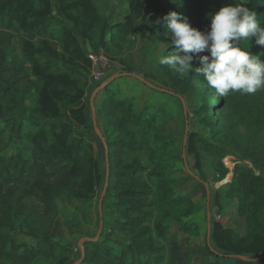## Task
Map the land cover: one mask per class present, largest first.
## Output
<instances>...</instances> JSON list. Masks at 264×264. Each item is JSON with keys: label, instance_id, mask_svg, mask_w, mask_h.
<instances>
[{"label": "trees", "instance_id": "trees-1", "mask_svg": "<svg viewBox=\"0 0 264 264\" xmlns=\"http://www.w3.org/2000/svg\"><path fill=\"white\" fill-rule=\"evenodd\" d=\"M234 1L183 0L182 7H178L171 0H155V13L162 18L149 16L154 23L153 33L156 30L157 39L166 40L170 51H174L175 46L165 35L164 17L169 11L192 18L194 14L202 16L218 11ZM87 2L90 0L82 2L87 12L84 13L90 15ZM88 19V25H94L92 16ZM53 21L60 25L64 20H56L51 0H0V254L17 264H31L39 258H57L59 264H74L81 258L78 264H162L168 255L166 243L170 242L166 231L172 224L178 226V233L191 239L199 236L198 224L186 219L196 202L188 194L176 193L172 187L174 181L169 179L172 172L166 167L170 154L165 153L172 142L162 138L160 143H149L156 129V114H135L132 105L118 98L109 86L104 88L98 109L107 128V135L103 133L109 166L105 194L110 197L114 211L112 220L105 223L107 228L104 224L96 241L83 242V256L78 245L76 252L72 248L61 249L48 236L34 231L24 233L35 239L33 244L21 242L13 235L10 214L15 211L14 201L22 204L27 201L26 219L33 220L50 214L60 216L58 203L65 195L82 211L81 218L77 213L67 214L68 222L72 226L81 225L93 216L94 200L106 182V159L102 174L92 140L79 135V127L89 122L80 98L83 88L79 82L83 75L72 67H52L50 57L60 53L46 39H37L35 35L38 30L49 34L48 24ZM14 36L20 39V50L13 43ZM58 37L66 42L65 48L70 47V29L66 27L64 36L62 31ZM251 45L257 46L254 37L242 44L246 48ZM62 56L65 57L63 53ZM194 77V73L177 74L173 80L189 83ZM198 80L206 83L201 76ZM29 96L35 103V113L22 118L16 129L12 114L20 100ZM238 100L244 107L243 117L250 118L255 113L254 123L264 127V90L239 93ZM213 108L206 106L205 117ZM38 115L44 119L39 120ZM140 127L144 128L143 134L136 139L132 128ZM158 151L163 152L157 154ZM190 151L189 138L185 153ZM253 167L239 165L237 182L247 202V221L260 220L262 228L248 241L241 238L234 242L226 235L227 230L218 231L216 226L211 237L219 249L226 251L223 253L248 257L264 254V155L253 162ZM103 202L104 197L102 211ZM157 203L168 206L154 215ZM208 252L217 258L224 257L209 248ZM256 263L263 264L264 259Z\"/></svg>", "mask_w": 264, "mask_h": 264}, {"label": "rangeland", "instance_id": "rangeland-1", "mask_svg": "<svg viewBox=\"0 0 264 264\" xmlns=\"http://www.w3.org/2000/svg\"><path fill=\"white\" fill-rule=\"evenodd\" d=\"M154 1L90 0L87 3L92 13L89 11L91 14L86 15L83 0H51L56 20L64 21L60 22V25L54 21L49 23V34L38 30L35 35L37 39H46L60 53L50 57L52 67H72L83 75V79L79 82L80 87L83 88L80 98L85 105L89 122L86 126L79 127V135L92 140L102 174L105 168V148L92 124L89 104L92 91L117 72L133 71L144 75L153 84L175 93L171 95L154 90L133 77H120L107 85L118 98L132 105L135 114H156L154 120L156 129L150 135L149 143L152 144L153 141L160 143L162 138L172 142L169 148L165 149V153L170 154L166 167L172 172L169 178L170 181H174L172 187L176 193L188 194L196 202L193 211L186 219H192L198 224L199 236L191 239L185 234L182 237H178L177 234L176 236L171 233L174 229L166 231L170 242L166 243L168 255L162 264L234 262L236 259L232 257L217 258L208 252L207 191L203 183L190 176L185 170L182 148L187 146L190 138L192 151L185 153L186 161L195 174L202 176L209 183L210 241L216 250L226 252L219 249L211 237L216 226L218 231L227 230L226 235L234 242L241 238L248 241L257 230L262 228L260 220L247 221L249 210L241 186L237 182L239 174L237 167L244 164L254 169L253 162L264 155V127L260 128L254 123L255 113H251L250 118L243 117L244 107L238 100L239 92L220 97L209 89L206 83L197 81L200 76L195 75L189 83H180L173 80L179 73L167 65H159L161 56L170 55L175 50L170 51L166 40L157 39L156 30L153 33L154 23L150 21L149 16L155 14L156 18H162L155 13ZM245 7L255 12L260 22L264 24V0H249ZM90 16L94 22L92 26L88 25ZM189 20L193 27L202 31L209 29L210 20L207 14L202 16L194 14ZM66 27L71 31L69 48H65L66 42H61V38L58 37L62 31L64 36ZM13 43L20 50L21 42L18 36L13 37ZM248 47L252 54L261 55L264 59V46ZM200 55H210V53L205 49ZM193 66L199 65L193 62ZM105 90L103 88L97 93L94 106L97 124L102 134L107 135L106 125L98 111ZM206 106L214 107L209 109L207 114L210 124L205 117ZM34 107L32 96L20 100L18 108L12 114L16 129L22 118L35 113ZM37 117L39 120L44 119L41 115ZM186 126H188L187 142L184 145ZM143 129L132 128L136 139L142 137ZM212 144L213 147H209ZM162 152L158 151L157 154ZM217 162H220L222 167ZM103 187L94 200L93 216L83 221L81 225L75 226L68 222L69 217L66 215L77 213L81 218V207L65 195L58 203L60 216L50 214L33 220L26 219L29 209L24 204L28 202L22 204L14 201L15 211L10 214L14 225L13 235L21 242L33 244L35 239L24 233L34 231L48 236L56 247L72 248L76 252L78 240L83 236L93 237L98 230L97 206ZM166 205L168 206L166 203H157L153 207L154 215L164 212L167 209ZM102 212L104 226L114 217L111 199L107 194H104ZM175 226L178 228L175 224L170 227ZM105 228H107L106 224ZM17 263L0 254V264ZM246 263L254 264L248 261ZM31 264H59V262L57 258L50 260L39 258Z\"/></svg>", "mask_w": 264, "mask_h": 264}, {"label": "clouds", "instance_id": "clouds-1", "mask_svg": "<svg viewBox=\"0 0 264 264\" xmlns=\"http://www.w3.org/2000/svg\"><path fill=\"white\" fill-rule=\"evenodd\" d=\"M182 7L183 0H171ZM249 0H235L209 13V29L193 27L182 12L169 11L164 17L165 35L175 51L161 56L159 63L179 74L194 73L204 78L209 89L220 97L232 92L255 94L264 90V59L254 55L243 42L254 37L264 46V24L245 5ZM205 49L210 55H200ZM193 62L199 66H193Z\"/></svg>", "mask_w": 264, "mask_h": 264}, {"label": "water", "instance_id": "water-1", "mask_svg": "<svg viewBox=\"0 0 264 264\" xmlns=\"http://www.w3.org/2000/svg\"><path fill=\"white\" fill-rule=\"evenodd\" d=\"M120 77H133L137 80H139L140 82L144 83L145 85H147L148 87L154 89V90H157V91H160V92H165V93H171L173 94L172 91L168 90V89H165L163 87H160V86H157L155 84H153L152 82H150L149 80H147L143 75L137 73V72H133V71H122V72H117L115 74H113L112 76H110V78H108L106 81H104L103 83L99 84L91 93L90 95V99H89V104H90V108H91V116H92V124H93V128L97 134V136L99 137V139L101 140L104 148H105V153H106V162L108 160L107 158V143H106V140L97 124V121H96V111H95V106H94V99H95V96L97 95V93L105 88L109 83H111L112 81H114L115 79L117 78H120ZM183 101V99H182ZM187 129H188V126H186V130H185V136H184V145L186 143V140H187ZM182 157H183V160H184V166H185V170L187 171V173L192 176L193 178H195L196 180H198L199 182L203 183L205 185V188H206V191H207V223H208V234H207V245L209 247V249L216 255L218 256H225V257H232V258H238V259H241V260H244V261H249V262H257L261 259H264V254H261V255H258V256H244L242 254H237V253H223V252H220L218 250H216L213 245L211 244V241H210V212L208 210L209 208V202H208V199H209V183L204 181L203 179L200 178L199 175L195 174L191 168L189 167L187 161H186V154H185V146L182 148ZM108 171H109V166H108V162L106 164V182L104 184V187H103V190L100 194V197H99V200H98V214H99V227H98V230L95 234V236L93 237H89V236H83L81 237L78 242H77V245L81 248V253H82V256L84 255V247H83V242L84 241H96L99 236H100V233H101V230L103 228V212H102V201H103V197H104V194L106 192V188H107V184H108ZM82 259V258H81ZM80 259V260H81ZM80 260H76L74 262V264H78Z\"/></svg>", "mask_w": 264, "mask_h": 264}, {"label": "crops", "instance_id": "crops-1", "mask_svg": "<svg viewBox=\"0 0 264 264\" xmlns=\"http://www.w3.org/2000/svg\"><path fill=\"white\" fill-rule=\"evenodd\" d=\"M171 229H174L173 230V232H171V233H173V234H177L178 235V237H182V236H185L183 233H178V229H177V227L175 226V227H169L168 229H167V231H169V230H171ZM176 235V236H177ZM177 237V238H178ZM247 261H244V260H241V259H236V260H234V262H221V264H248V263H246ZM249 262V261H248ZM209 263H210V260H209ZM255 264V263H254Z\"/></svg>", "mask_w": 264, "mask_h": 264}]
</instances>
